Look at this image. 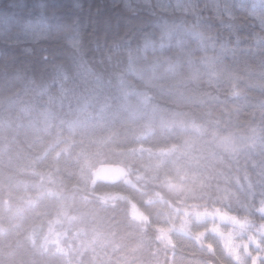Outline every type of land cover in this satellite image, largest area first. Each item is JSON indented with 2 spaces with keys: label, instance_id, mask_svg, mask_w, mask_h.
Segmentation results:
<instances>
[{
  "label": "clouds",
  "instance_id": "9594fccd",
  "mask_svg": "<svg viewBox=\"0 0 264 264\" xmlns=\"http://www.w3.org/2000/svg\"><path fill=\"white\" fill-rule=\"evenodd\" d=\"M141 10L128 39L65 21L0 65V264H80L65 210L112 221L113 264H264V48L225 51L264 16Z\"/></svg>",
  "mask_w": 264,
  "mask_h": 264
},
{
  "label": "trees",
  "instance_id": "16d2710c",
  "mask_svg": "<svg viewBox=\"0 0 264 264\" xmlns=\"http://www.w3.org/2000/svg\"><path fill=\"white\" fill-rule=\"evenodd\" d=\"M225 2L245 8L243 14L238 11L242 19L244 15L257 20L264 16V0H198L206 9ZM143 3L144 0H0V65L18 63L24 59V49L29 46L24 39L25 35L39 38L61 28L65 21L84 28L94 41L120 37L128 39L143 25ZM240 34L245 36V40L231 37L233 43L225 49L229 55L237 48H264V31L257 23L249 24L245 21ZM167 43L166 38L158 41L161 47L167 46ZM220 99L223 100V96ZM222 139L227 141L228 137ZM259 187L257 184V191L249 197L252 203H256L259 198ZM129 215L130 224L135 222L138 225L143 219L142 213L135 207L129 210ZM63 219L77 230L73 243L79 244L76 256L80 264H113V249L118 248L122 240L113 234L111 220L85 219L70 215L67 210L63 213Z\"/></svg>",
  "mask_w": 264,
  "mask_h": 264
}]
</instances>
